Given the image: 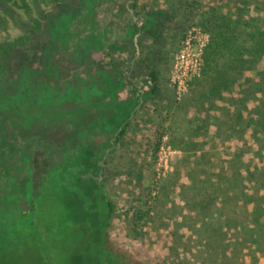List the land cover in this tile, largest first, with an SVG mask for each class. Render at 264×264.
<instances>
[{"label": "rangeland", "instance_id": "1", "mask_svg": "<svg viewBox=\"0 0 264 264\" xmlns=\"http://www.w3.org/2000/svg\"><path fill=\"white\" fill-rule=\"evenodd\" d=\"M93 1H87L89 3L86 6V0H9L6 4L12 10V15L6 14L4 10L0 13L4 16V21H0V42L13 41L35 32L28 46L16 49L13 53L12 72L0 87V204H6L7 207L16 205L14 195L23 196L25 189L31 188V182L27 179L31 149L36 147L33 156L38 162H46L43 138L50 123L66 118L83 79H92L90 77L97 76L110 63L125 66L140 64L154 68L159 74L161 86L167 87L168 93L174 95L172 102L176 109L188 105L186 98L191 93H198L201 100L205 98L203 94L206 92H210L212 97L214 90L228 95L232 92L241 94L236 102L231 95L232 101L226 102V107H235L238 112L236 124L239 128V148L243 144H240V140L248 135L247 149L242 147L237 152L238 158L248 162L249 107L255 108L252 111L255 119L264 111L262 104L258 103L264 97V67L259 65L264 59V0H95V4ZM133 5L134 9H131ZM92 7L96 9L95 17L90 13ZM148 17L155 20L152 28L132 35L129 25L135 21L141 25ZM92 18L96 26L89 30ZM224 24L226 28L230 26L234 30L235 38L231 42H235L212 56L210 62L213 65L210 63L211 68H208L206 59L213 53L209 46L213 40H217L220 32L225 31ZM192 30L199 32L204 43L201 55L203 65L200 74L191 79L188 92L181 100H177L172 71L182 43ZM86 37L87 44L83 42ZM245 77L248 85L236 86L235 83ZM252 79L255 83L251 82ZM215 81L222 83L213 84ZM194 104L197 107L198 102ZM225 114L227 119L224 121L230 124V115L228 112ZM165 133L169 135L173 147L169 126L164 127L152 154V180L144 199L146 213L139 220L142 239L134 240L126 236L120 228V218L115 214L108 231L112 248L139 264H176L159 259L146 240L145 223L155 218L147 214L146 197L154 178L156 151ZM54 148L59 152L57 145ZM50 158V164L62 161L58 153ZM240 159L238 176L230 183L243 188L245 182L248 187L253 186L255 189V182L244 179L242 174L245 172L240 170L249 169V165L245 167ZM105 172L107 176L111 175L109 166ZM175 172L164 183L162 194L172 186ZM74 183L72 181L71 186L74 187ZM182 183H179V189ZM14 184L16 191L13 189ZM115 186L112 181L107 182L109 200L117 205L111 192L117 189ZM251 197L241 196V200H248L250 205H260V199ZM1 218L4 229L0 233L14 230L11 212L1 211ZM69 240L76 244L73 237ZM27 258L25 261L32 260L29 256Z\"/></svg>", "mask_w": 264, "mask_h": 264}, {"label": "crops", "instance_id": "2", "mask_svg": "<svg viewBox=\"0 0 264 264\" xmlns=\"http://www.w3.org/2000/svg\"><path fill=\"white\" fill-rule=\"evenodd\" d=\"M259 65L264 67V59ZM218 83L222 82L213 84ZM235 84L248 85L246 77ZM166 89L158 83L156 95L137 109L123 140L106 157L107 195L109 198L107 182L112 181L117 188L111 192L116 198L114 214L120 218V228L134 240L141 238L139 220L146 213L144 199L152 180V154L159 133L169 126L176 172L172 186L159 199L155 218L145 223L148 244L159 259L169 263L264 264V111L255 119V108L249 107L247 162L238 158L237 152L242 147L247 149L248 135L240 138L243 144L239 148L238 112L235 107H226L231 95L236 102L241 94L214 90L212 97L206 92L201 100L198 93H191L186 98L188 105L176 109L174 95ZM258 103L264 108V97ZM227 112L230 124L224 121ZM239 159L245 167L249 165V169L240 170L245 172L244 179L261 187L254 189L244 182L243 188H238L230 183L238 176ZM108 166L109 176L105 172ZM249 195L260 199V205L241 200V196Z\"/></svg>", "mask_w": 264, "mask_h": 264}, {"label": "trees", "instance_id": "3", "mask_svg": "<svg viewBox=\"0 0 264 264\" xmlns=\"http://www.w3.org/2000/svg\"><path fill=\"white\" fill-rule=\"evenodd\" d=\"M6 1L9 0H0V13L4 10L12 15ZM90 13L96 16L95 7ZM0 21H4L1 14ZM153 22V17L144 19L141 25L135 21L129 30L136 35L152 28ZM89 25L92 26L89 30L95 28L93 18ZM223 26L225 31L209 46L213 53L206 59L208 68L212 56L235 42H231L235 38L234 30L230 26L226 28V24ZM34 33L0 42V87L12 72L13 53L28 46ZM83 42L88 43L87 37ZM142 75L153 86L139 92L135 81ZM90 78L83 79L79 86L72 103L75 107H69L70 114L50 123L44 134L46 162H38L33 156L36 147L31 149L27 176L31 188L27 187L23 196L14 195L16 205L0 204V212H11L15 227L0 233V264H139L116 252L110 244L108 231L115 205L107 195L104 169L106 157L123 140L137 109L158 92L159 74L151 66L110 63ZM54 145L59 152L54 150ZM56 153L62 161L50 164V157ZM3 223L1 218L0 231L4 229ZM71 237L76 244L69 240ZM27 256L32 260L25 261Z\"/></svg>", "mask_w": 264, "mask_h": 264}, {"label": "built area", "instance_id": "4", "mask_svg": "<svg viewBox=\"0 0 264 264\" xmlns=\"http://www.w3.org/2000/svg\"><path fill=\"white\" fill-rule=\"evenodd\" d=\"M204 43L199 37V32L192 30L188 32L180 53L176 56L174 69L172 71V81L176 87L177 100H181L188 92L191 79L200 74L203 60ZM153 83L147 76H142L135 81V88L139 92L149 90ZM167 133L161 139L160 145L156 151L154 164V178L146 197L147 214L155 217L157 214V202L162 195V187L168 178L175 172L173 157L175 149L169 142Z\"/></svg>", "mask_w": 264, "mask_h": 264}]
</instances>
